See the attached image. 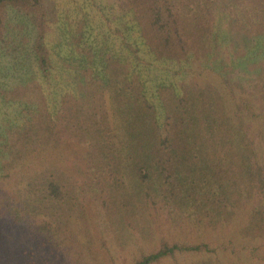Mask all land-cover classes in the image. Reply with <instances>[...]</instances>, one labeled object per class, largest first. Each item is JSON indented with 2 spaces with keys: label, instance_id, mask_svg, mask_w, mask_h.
Segmentation results:
<instances>
[{
  "label": "trees",
  "instance_id": "16d2710c",
  "mask_svg": "<svg viewBox=\"0 0 264 264\" xmlns=\"http://www.w3.org/2000/svg\"><path fill=\"white\" fill-rule=\"evenodd\" d=\"M120 6L130 22L117 48L80 32L56 47L44 0H0V44L14 37V14L31 34L33 71L20 76L57 83L49 95L27 81L3 92L23 114L0 149L1 177H17L5 215L74 264H264V0ZM217 7L229 29L217 27ZM230 31L244 51L213 59ZM195 59L209 64L204 79ZM86 197L108 263L92 249ZM159 210L204 238L157 235Z\"/></svg>",
  "mask_w": 264,
  "mask_h": 264
},
{
  "label": "rangeland",
  "instance_id": "374dc122",
  "mask_svg": "<svg viewBox=\"0 0 264 264\" xmlns=\"http://www.w3.org/2000/svg\"><path fill=\"white\" fill-rule=\"evenodd\" d=\"M47 8L48 17L51 20L49 26V43L58 47L60 40L70 37L78 32L83 37L91 40L94 44L104 41L102 44L117 48V36L127 33L126 24H129V14L121 8L120 0H44ZM221 7H217L215 11V21L220 31L228 28L227 18ZM24 20V19H21ZM10 26L14 28V37L8 38L0 44V149L4 142L3 137L14 130V123L23 119L21 112L22 103L18 100L5 99L3 92H7L8 88L19 84V82L27 81L20 75L33 71L32 54L30 53L31 34L26 30L25 24L18 20L17 15L10 17ZM26 34L25 35V32ZM77 31V32H76ZM245 45L242 36L235 31L227 34L226 41L221 44L220 51L213 59L222 58L229 62L232 57L244 51ZM206 63V64H205ZM208 63L204 59H195L191 62L194 69L193 76L204 79V72L208 70ZM165 66V64H163ZM162 64H158V69H162ZM177 66V65H176ZM174 66V67H176ZM174 69V68H173ZM242 72H240V76ZM32 76V75H31ZM199 76V77H198ZM23 78V79H21ZM35 85L39 92L47 95L53 93L56 89V79L53 84L43 80L39 75L28 79L26 84ZM243 89L248 93L253 91V80L250 77L241 79ZM28 86V85H25ZM41 87L43 89L41 90ZM58 90V89H57ZM58 95L55 97L57 98ZM55 100V99H54ZM53 100V101H54ZM66 161V160H65ZM69 163L71 161L67 160ZM66 161V162H67ZM1 162V161H0ZM3 169L0 165V264H74L76 256H66L59 252L49 251L50 249L42 246L38 240L24 227L13 223L7 218L3 210L1 199L4 192L17 181L14 175L7 178L1 177ZM10 191V189H9ZM88 216L94 225L92 229L95 236L93 251L98 252V258L103 263H108L105 258L107 252L105 246L101 242V236L98 227V210L97 203L86 197L84 200ZM154 227L157 235H166L172 233L173 236L179 238L198 239L204 238L195 230H183L179 226H171L167 221L165 214L159 210L156 211ZM108 242L106 243V246ZM121 246V245H120ZM117 262L124 261L128 255V247H117ZM250 264H254L253 262Z\"/></svg>",
  "mask_w": 264,
  "mask_h": 264
}]
</instances>
